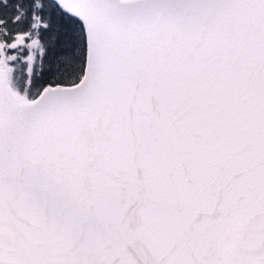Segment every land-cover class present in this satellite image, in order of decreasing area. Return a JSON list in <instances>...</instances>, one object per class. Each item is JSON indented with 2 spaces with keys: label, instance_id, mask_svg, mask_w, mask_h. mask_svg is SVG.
Here are the masks:
<instances>
[{
  "label": "snow or ice",
  "instance_id": "snow-or-ice-1",
  "mask_svg": "<svg viewBox=\"0 0 264 264\" xmlns=\"http://www.w3.org/2000/svg\"><path fill=\"white\" fill-rule=\"evenodd\" d=\"M0 264H264V0H0Z\"/></svg>",
  "mask_w": 264,
  "mask_h": 264
}]
</instances>
